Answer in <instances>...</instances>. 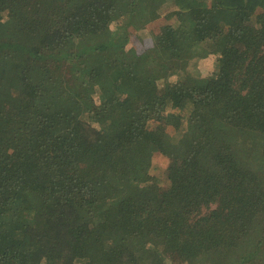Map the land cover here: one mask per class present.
<instances>
[{
	"label": "trees",
	"instance_id": "16d2710c",
	"mask_svg": "<svg viewBox=\"0 0 264 264\" xmlns=\"http://www.w3.org/2000/svg\"><path fill=\"white\" fill-rule=\"evenodd\" d=\"M163 3L0 0V264H264V0Z\"/></svg>",
	"mask_w": 264,
	"mask_h": 264
},
{
	"label": "rangeland",
	"instance_id": "374dc122",
	"mask_svg": "<svg viewBox=\"0 0 264 264\" xmlns=\"http://www.w3.org/2000/svg\"><path fill=\"white\" fill-rule=\"evenodd\" d=\"M172 0H164V3L162 4V7L160 8V11H162V14L165 15L166 12L169 10H172ZM164 17V16H162ZM169 19L164 17L162 20H155L153 22H150L145 30H144V36L140 40V38L136 35H132L130 37L131 44H134L137 49L139 50L141 57H142V65L145 70L148 72H158V68L161 66L162 61H158L157 58H155L158 54L157 47H156V37L159 35L161 30V25H163V22L166 23ZM183 44L180 43L178 46V55L183 56ZM194 55H197V51L194 52ZM202 55V52L199 54V56ZM152 58V59H150ZM208 60V56L201 61ZM159 62V63H157ZM199 62L201 68H205V64L201 65ZM210 63V62H209ZM208 63V64H209ZM207 64V65H208ZM162 67V66H161ZM161 69V68H160ZM159 69V70H160ZM159 124L155 121H151L150 126L151 128H156ZM114 131L113 132H104V138L107 139H113L114 138ZM155 158L157 160V170L156 168L153 170V173H159L160 170L165 168L167 166V161L161 158V154L157 153L155 155ZM264 175V168L260 170ZM260 262V254L254 251H249L245 258H244V264H259ZM186 264L184 262L174 261L173 264Z\"/></svg>",
	"mask_w": 264,
	"mask_h": 264
},
{
	"label": "crops",
	"instance_id": "0c3cea01",
	"mask_svg": "<svg viewBox=\"0 0 264 264\" xmlns=\"http://www.w3.org/2000/svg\"><path fill=\"white\" fill-rule=\"evenodd\" d=\"M173 9H174V6H173ZM157 52H158V54L155 58H157L158 61H162L161 55L159 54V51H158V48H157Z\"/></svg>",
	"mask_w": 264,
	"mask_h": 264
}]
</instances>
